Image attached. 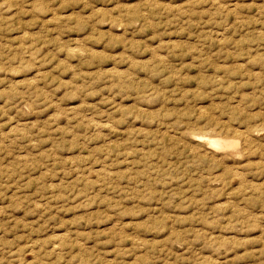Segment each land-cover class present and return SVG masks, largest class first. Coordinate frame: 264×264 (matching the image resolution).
Segmentation results:
<instances>
[{"label": "rangeland", "instance_id": "rangeland-1", "mask_svg": "<svg viewBox=\"0 0 264 264\" xmlns=\"http://www.w3.org/2000/svg\"><path fill=\"white\" fill-rule=\"evenodd\" d=\"M0 264H264V0H0Z\"/></svg>", "mask_w": 264, "mask_h": 264}, {"label": "bare ground", "instance_id": "bare-ground-1", "mask_svg": "<svg viewBox=\"0 0 264 264\" xmlns=\"http://www.w3.org/2000/svg\"><path fill=\"white\" fill-rule=\"evenodd\" d=\"M198 137H199V136H198ZM196 139H199V138H195V140H196ZM200 140H202V141H204V142H207V143H208V146H210V145H214V147H217L216 144H217L218 141H215V140H213V139H208V138H202V137L200 138ZM200 140H199V142H200ZM219 142H220V140H219ZM218 145H219V143H218ZM212 147H213V146H212ZM212 147H211V148H212ZM217 148H219V147H217Z\"/></svg>", "mask_w": 264, "mask_h": 264}]
</instances>
